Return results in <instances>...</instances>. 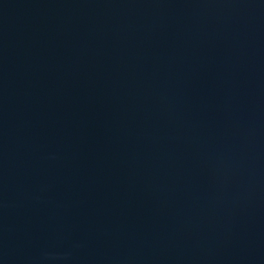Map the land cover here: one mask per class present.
I'll return each mask as SVG.
<instances>
[{"label": "water", "instance_id": "water-1", "mask_svg": "<svg viewBox=\"0 0 264 264\" xmlns=\"http://www.w3.org/2000/svg\"><path fill=\"white\" fill-rule=\"evenodd\" d=\"M0 264H264V0H0Z\"/></svg>", "mask_w": 264, "mask_h": 264}]
</instances>
